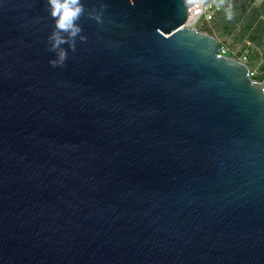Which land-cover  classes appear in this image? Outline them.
I'll return each mask as SVG.
<instances>
[{"label": "water", "instance_id": "95a60500", "mask_svg": "<svg viewBox=\"0 0 264 264\" xmlns=\"http://www.w3.org/2000/svg\"><path fill=\"white\" fill-rule=\"evenodd\" d=\"M83 2L53 68L46 0H0V264H264L262 82L188 0Z\"/></svg>", "mask_w": 264, "mask_h": 264}, {"label": "rangeland", "instance_id": "374dc122", "mask_svg": "<svg viewBox=\"0 0 264 264\" xmlns=\"http://www.w3.org/2000/svg\"><path fill=\"white\" fill-rule=\"evenodd\" d=\"M213 5L219 7L221 12L235 5L236 10L242 16L241 21L237 23L232 32L222 30L223 25H220L221 15L216 18L212 24L201 23L195 29L200 32L210 34L217 38L226 49V57L245 61L246 53L248 55L246 63L250 68L251 76L254 80L262 82L264 86V34H260L259 40H251L253 31L243 37L245 26L247 23V15L251 16L259 14V20L264 19V0H210ZM244 55V56H243ZM262 78L258 80L256 78Z\"/></svg>", "mask_w": 264, "mask_h": 264}, {"label": "clouds", "instance_id": "9594fccd", "mask_svg": "<svg viewBox=\"0 0 264 264\" xmlns=\"http://www.w3.org/2000/svg\"><path fill=\"white\" fill-rule=\"evenodd\" d=\"M46 2L48 14L54 22L53 30L47 38V51L54 54V58L49 63L53 68L64 67L69 51L75 52L77 48V38L79 43L86 40L79 23L86 9L83 0H46ZM89 18L101 22V14L90 13ZM65 44H68L69 48H64Z\"/></svg>", "mask_w": 264, "mask_h": 264}, {"label": "built area", "instance_id": "2783aa9c", "mask_svg": "<svg viewBox=\"0 0 264 264\" xmlns=\"http://www.w3.org/2000/svg\"><path fill=\"white\" fill-rule=\"evenodd\" d=\"M188 20L186 26L189 28H196L201 23L212 24L221 9L212 4L210 0H188ZM221 55H226V49L224 46H221ZM246 62L247 58L244 57ZM251 76L253 74L251 73Z\"/></svg>", "mask_w": 264, "mask_h": 264}, {"label": "trees", "instance_id": "16d2710c", "mask_svg": "<svg viewBox=\"0 0 264 264\" xmlns=\"http://www.w3.org/2000/svg\"><path fill=\"white\" fill-rule=\"evenodd\" d=\"M237 8L235 5L229 9H224L223 12H220L218 16L221 15L222 20L220 25H223L222 30L225 32H232L234 27H236L237 23L241 21L242 16L240 13L236 10ZM230 14V18H229ZM217 16V17H218ZM256 26V29H254V32L252 33V36L249 37L251 40H259L261 37L260 34H264V19L259 20V14H254L251 16L247 15V23L245 26L243 37H245L247 34L251 33L253 30V27ZM245 57L247 58L248 55L246 53ZM244 56V55H243ZM258 80H262V78H256Z\"/></svg>", "mask_w": 264, "mask_h": 264}]
</instances>
